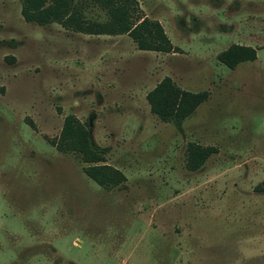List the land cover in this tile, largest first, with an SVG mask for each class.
Returning a JSON list of instances; mask_svg holds the SVG:
<instances>
[{
    "label": "rangeland",
    "instance_id": "374dc122",
    "mask_svg": "<svg viewBox=\"0 0 264 264\" xmlns=\"http://www.w3.org/2000/svg\"><path fill=\"white\" fill-rule=\"evenodd\" d=\"M135 1L172 52L0 0V264H264V0ZM234 44L258 59L229 69ZM166 77L208 100L161 121L147 94ZM69 115L124 184L99 186L52 144ZM191 144L216 150L196 171Z\"/></svg>",
    "mask_w": 264,
    "mask_h": 264
},
{
    "label": "trees",
    "instance_id": "16d2710c",
    "mask_svg": "<svg viewBox=\"0 0 264 264\" xmlns=\"http://www.w3.org/2000/svg\"><path fill=\"white\" fill-rule=\"evenodd\" d=\"M22 3V14L28 22L41 26L59 23L76 32L95 36L127 34L141 51L169 53L174 50L162 25L141 17L135 0H22ZM93 7L101 10L102 19L88 16ZM218 59L234 70L242 63L255 62L257 49L234 44ZM208 98L209 92L186 91L169 77L147 94L152 113L163 122L190 118ZM52 144L60 152L80 155L88 164L86 175L103 188H116L127 181L121 171L105 164V151L94 145L89 129L74 115L65 118L62 132ZM215 152V148L191 144L188 149L189 168L194 171L200 169Z\"/></svg>",
    "mask_w": 264,
    "mask_h": 264
}]
</instances>
